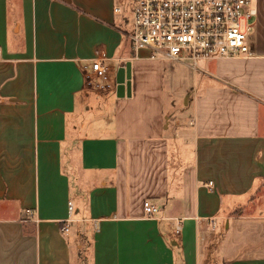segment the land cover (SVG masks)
Segmentation results:
<instances>
[{"label":"crops","instance_id":"1","mask_svg":"<svg viewBox=\"0 0 264 264\" xmlns=\"http://www.w3.org/2000/svg\"><path fill=\"white\" fill-rule=\"evenodd\" d=\"M118 2L0 0V264H264V0L253 57L184 65L169 109ZM95 59L111 90L86 85Z\"/></svg>","mask_w":264,"mask_h":264},{"label":"built area","instance_id":"2","mask_svg":"<svg viewBox=\"0 0 264 264\" xmlns=\"http://www.w3.org/2000/svg\"><path fill=\"white\" fill-rule=\"evenodd\" d=\"M113 13L121 17L123 35L134 53L147 49L152 58L192 70L198 69V61L253 57L246 31L257 15L256 0H120ZM81 69L91 90L112 89L108 69L100 60ZM67 207L71 212L70 202ZM143 211L147 219L158 212L148 201L143 202ZM180 232V221L175 219L173 233Z\"/></svg>","mask_w":264,"mask_h":264},{"label":"rangeland","instance_id":"3","mask_svg":"<svg viewBox=\"0 0 264 264\" xmlns=\"http://www.w3.org/2000/svg\"><path fill=\"white\" fill-rule=\"evenodd\" d=\"M247 32V36L250 35L252 33V29H249L246 31ZM158 59H160L159 56H157ZM163 60V59H162ZM159 63V62H157ZM185 64H189V61H184ZM206 63H208V65L212 64L213 65V60L212 61H198V65L200 67H203ZM162 77H161V81L160 84L162 86V91H161V96H162V101L164 103V106H167V109H169V105H171L172 101L175 100V102L178 103V108H180L181 106H184V98L182 97L180 100V91L182 92L185 88V86L188 88H192V84H193V76L195 77V79H199V75L195 74L193 75L192 71L188 72L186 75L184 74L186 72L185 70V66L181 65L179 63L176 62H171L168 60H163L162 61ZM171 71L172 74H169L168 72ZM173 75V76H172ZM160 79V77H159ZM182 94V93H181ZM173 98V100H172ZM171 101V102H170ZM170 102V104H168ZM165 106V107H166ZM187 106V105H185ZM174 107V106H173Z\"/></svg>","mask_w":264,"mask_h":264},{"label":"water","instance_id":"4","mask_svg":"<svg viewBox=\"0 0 264 264\" xmlns=\"http://www.w3.org/2000/svg\"><path fill=\"white\" fill-rule=\"evenodd\" d=\"M120 74L125 73V78L117 77L116 80V97L122 98L124 95L129 97L130 95V63H126L124 68H121L118 71Z\"/></svg>","mask_w":264,"mask_h":264},{"label":"trees","instance_id":"5","mask_svg":"<svg viewBox=\"0 0 264 264\" xmlns=\"http://www.w3.org/2000/svg\"><path fill=\"white\" fill-rule=\"evenodd\" d=\"M125 37V36H124ZM125 40H126V38H125Z\"/></svg>","mask_w":264,"mask_h":264}]
</instances>
